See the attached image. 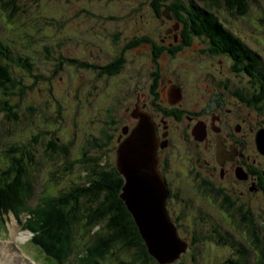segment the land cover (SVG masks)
I'll return each instance as SVG.
<instances>
[{
	"label": "rangeland",
	"instance_id": "obj_1",
	"mask_svg": "<svg viewBox=\"0 0 264 264\" xmlns=\"http://www.w3.org/2000/svg\"><path fill=\"white\" fill-rule=\"evenodd\" d=\"M190 2L179 0L178 6L184 8V3L188 8ZM158 4L154 0H19L16 12L13 6L0 8V42L13 51L16 62L11 72L18 83L8 87L9 96L0 94L17 106L16 120L0 107V173L14 167L16 159H20L17 157L22 156L15 149H26L31 156L25 153L22 159L33 191L19 218L13 214L0 217V264H61L49 258L46 248L36 244L37 233L29 228L33 225L29 211L41 205L46 196H59L86 185L92 168L90 158L100 159L101 166L111 167L120 175L116 168V146L121 142L118 138L125 136L123 128L127 126L129 134L137 124L131 118L134 99L126 91L134 92L131 87L148 76L154 86L160 84L161 78L178 84L186 101L184 106L189 109L201 98L197 86L211 83L217 87L218 82L229 80V91H221L234 98L232 91L243 89L251 97L245 116L256 128H264V106L256 103L262 88L254 84V77L247 72H234L230 57H217L213 52L210 56L205 38H193L187 53L162 59L147 49L154 45L156 48L161 42L164 14L175 16L167 7H161V14L158 13L152 6L156 8ZM212 10L228 31L256 53L264 71V0L250 2L244 16L223 5ZM188 15L185 10L180 12L182 33L192 31L182 21H187ZM143 39L152 42H142ZM115 49L118 51L113 53ZM20 57L29 58L32 74L18 64ZM121 58L126 62L119 75L97 73L112 60L110 68L117 67ZM154 74L158 76L153 78ZM251 90H255L253 97ZM161 97L148 102L156 114V129L163 116L157 104L162 109L165 106ZM180 134L178 131L172 146L160 150L158 156L171 185L167 211L180 238L189 244L187 252L172 264H264L260 254L264 250V195L255 196L248 190L250 184L237 185L232 179L216 177L211 187L192 184V176L183 175L188 169L185 163L192 161L193 148ZM54 139L59 146L69 147V152H55L49 146ZM10 157L13 158L9 160ZM201 166L202 171L207 169L206 165ZM225 191L233 194L232 201L227 200ZM82 222L86 223V219ZM85 231L78 226L77 246L68 254L67 264L86 258V246L93 241L82 235ZM101 231L107 233L106 229ZM153 261L119 243L101 264H158Z\"/></svg>",
	"mask_w": 264,
	"mask_h": 264
},
{
	"label": "trees",
	"instance_id": "obj_2",
	"mask_svg": "<svg viewBox=\"0 0 264 264\" xmlns=\"http://www.w3.org/2000/svg\"><path fill=\"white\" fill-rule=\"evenodd\" d=\"M155 1L157 3L159 1L155 8L158 13L161 14V7H167L166 10L170 14L177 16V21H181V11L185 10L189 13L188 20L182 21L186 24L185 28L190 27L192 31H185V41L182 46L192 44L195 37L205 38L215 55L228 56L233 60V71L236 69L245 70L254 78L258 77L261 80L258 87L264 89V71L260 69L258 56L241 39L228 31L212 10L214 7L223 5L236 15L244 16L248 13L250 2L253 0H191L188 8H186L187 4L184 3V8L179 7V0ZM18 2L19 0H0V8L7 10L8 7L13 6L16 12L19 9L18 6L15 7ZM162 2L166 4H162ZM198 3L204 5L201 6ZM147 41L152 42L151 40H142V42ZM122 60L121 58L118 61L117 67L110 68L114 61L105 68L100 67L99 70L101 71L97 73L109 76L120 74L124 68L123 62L125 60ZM15 62L12 49L0 42V94L5 97L10 95L8 87L11 85L15 87V83H17V78L11 72V66ZM17 62L23 69L33 73L34 68L27 63L29 58L27 60L20 57ZM262 95H264V90ZM0 100L2 111L7 112L12 116L10 118L16 120L17 106L11 105L6 98L0 97ZM259 102L264 103V96H257L256 103L259 104ZM257 110L260 111L258 108ZM49 146L54 147L55 152L60 151L64 154L69 152V147L59 146L55 139L50 141ZM14 151L21 152L22 156L17 157L20 159H16L14 167L6 168V171L0 173V217L13 214L19 218L25 212L27 199L33 193L32 184L28 180L27 166L24 165L22 159L25 153L30 156L31 154L26 149L17 148ZM13 157H10L9 160ZM89 163L92 164V168L89 169L86 185L77 186L59 196H46L41 205L29 211L33 218V221L31 220L33 225L29 228L37 233L36 244L46 248L50 255L49 258L56 259L61 264H67L66 260L70 256L68 254L77 246V228L81 226L86 229L82 235L85 238L86 236L89 237L93 244L86 246V258L71 260L70 264H101V261L119 243H122L126 249L138 250L145 260L154 262L147 253L146 246L131 214L120 199L123 179L113 168L101 166L100 159L90 158ZM85 202L88 203V207ZM83 219H86V223L82 222ZM99 226L101 228L94 231ZM101 229H106L107 233H102ZM260 254H262L261 258L263 259L264 250ZM261 258L259 260L262 261Z\"/></svg>",
	"mask_w": 264,
	"mask_h": 264
},
{
	"label": "flooded vegetation",
	"instance_id": "obj_3",
	"mask_svg": "<svg viewBox=\"0 0 264 264\" xmlns=\"http://www.w3.org/2000/svg\"><path fill=\"white\" fill-rule=\"evenodd\" d=\"M152 6L155 9V6ZM163 20L165 26L160 38V44L156 45V48L155 45L152 47L148 46L147 49L150 52H154L155 57H159V59L172 56L173 54L187 53L185 50H189L193 46V43L182 46L185 39L184 33H182L181 22L173 17L172 19L165 18ZM176 25L177 30L175 29ZM207 50L210 56L213 55L211 54L212 48L209 47ZM117 51L115 49L113 53ZM161 52L164 53L161 54ZM122 59L124 60V58ZM158 60L154 61L158 62ZM101 67L105 68V66ZM236 71L238 70H234V72ZM241 71L243 73L246 72L245 70ZM157 76L154 74L152 77L156 78ZM255 82L261 84V80L258 77L254 78V84H256ZM230 84L229 80H225L218 82L217 87L212 86L211 83L207 87L197 86L201 98L195 102L192 107L193 109H189L184 106L186 101L182 97L181 88L178 84L172 81L168 83L164 78H161L160 84L154 86L151 77L148 76V78L137 82L131 87L134 92L129 91V89L126 91L134 99L132 103L134 109L131 112V118L134 119L132 117L134 110H140L156 119V114L150 108L148 102L153 101V97L156 99L162 95L161 101L165 105L164 108L162 109L161 104H157V107L163 112L159 123H156L159 126L156 129L159 139L158 156L160 150H167L172 146L173 141L177 139L176 136L179 131L180 135L184 137L183 140L186 144L193 148L192 161L189 165L185 163L188 169L183 175V177L191 175L192 184L198 183L200 187L202 185L211 187L216 177L221 180L232 179L237 185L250 184L251 187L248 190L254 192L255 196L264 195V166L262 163L264 162V154L259 150L257 143V135L264 128H256L250 118L245 116L244 111L247 108V100L251 99V97L243 93V89L237 93L236 91L235 93L232 91L235 95L234 98L232 96L230 98L228 94L221 91V89L229 91ZM250 84L252 85L253 82H250ZM159 90H161V94L158 93ZM263 90H259L260 97L264 96L262 95ZM251 91L253 97L255 90ZM178 95L179 97L177 98ZM174 124H177L176 129L174 128ZM181 125L182 127L180 128ZM186 133L187 135H185ZM250 136H253V142H250ZM124 138L125 136L121 134L118 141H122ZM219 147L223 149L222 156H219ZM250 154H254L255 156L252 158ZM202 164L207 166L205 171H202L200 168ZM159 170L165 178L168 187L171 188L170 181L163 168H160V164ZM241 170L243 174L241 173L240 177L238 176V172ZM203 173H207L209 176H203ZM226 192L227 200L232 201L231 197L233 194ZM241 194L243 193L241 192ZM167 208L170 209L169 207Z\"/></svg>",
	"mask_w": 264,
	"mask_h": 264
},
{
	"label": "water",
	"instance_id": "obj_4",
	"mask_svg": "<svg viewBox=\"0 0 264 264\" xmlns=\"http://www.w3.org/2000/svg\"><path fill=\"white\" fill-rule=\"evenodd\" d=\"M132 117L137 124L129 134L127 127L123 128L126 138L116 150V168L124 180L120 199L134 219L149 256L158 264H172L187 252L189 244L180 238L167 211L170 190L158 167L159 139L153 118L140 110H134ZM257 143L264 154V129L258 133ZM222 150L219 147V156Z\"/></svg>",
	"mask_w": 264,
	"mask_h": 264
},
{
	"label": "bare ground",
	"instance_id": "obj_5",
	"mask_svg": "<svg viewBox=\"0 0 264 264\" xmlns=\"http://www.w3.org/2000/svg\"><path fill=\"white\" fill-rule=\"evenodd\" d=\"M263 104V106H264V103H262ZM260 112V111H259Z\"/></svg>",
	"mask_w": 264,
	"mask_h": 264
}]
</instances>
